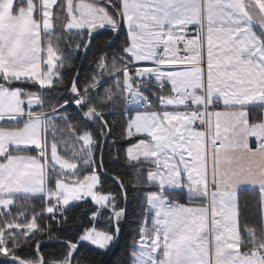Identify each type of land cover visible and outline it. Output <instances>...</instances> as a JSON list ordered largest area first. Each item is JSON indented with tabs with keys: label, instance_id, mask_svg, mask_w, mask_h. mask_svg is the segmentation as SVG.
<instances>
[{
	"label": "snow or ice",
	"instance_id": "obj_1",
	"mask_svg": "<svg viewBox=\"0 0 264 264\" xmlns=\"http://www.w3.org/2000/svg\"><path fill=\"white\" fill-rule=\"evenodd\" d=\"M76 2L81 5L75 15L76 22L65 29L66 32L81 34L83 43L75 45V50L83 48L87 52L97 41L102 42V47L95 62L97 71L83 87L78 79H74L69 89L73 99L63 101L61 107L66 108L74 103L81 110V117L86 123L97 118L101 121L98 138L90 127H84L77 133L78 137L86 134L85 139L80 140L83 145L80 155L84 171L88 173L84 177L95 181L92 189L98 195H84L81 192L79 196L58 205V208L38 210L32 216L34 224L28 237L11 252L6 251L4 256H0V264H91L81 251L85 243L100 254L109 256L119 239L120 222L127 215L130 187L140 190L136 193L144 202L145 217H142L144 226L140 229L139 239L130 246L129 264H244L243 257L249 252L245 236L264 235V135H256V146L253 148L247 136L241 141L239 136L217 132L211 140L214 149L210 153L211 171L207 158L203 161L201 171L199 160L193 157L187 143H184L186 134L191 136L194 132H202L204 121L201 113L173 115L168 127L161 123L157 114H145L141 122L148 131L129 134L130 129L137 127L135 114L129 110L141 105L145 99L142 87L144 81L149 78L161 81V72H172L176 75L167 79V85L174 95L189 93L193 88L203 90L206 81L210 97L219 100L220 107L215 109L217 113L228 112L230 117L239 116L248 125L255 123L264 128V0H205L206 24L199 15V0H155V4L149 5L153 8L150 15L141 11L149 6L141 4L140 0H119V7L112 0ZM26 3L27 0H16L20 7ZM194 4L196 7H193ZM147 20H151V23H147ZM121 33L125 34V38L117 44ZM201 33H204L202 55L188 46L190 41L199 43ZM98 37L101 39L98 40ZM114 46L116 50L111 51ZM52 47L59 57V63L53 70L55 75L46 77L52 81L50 85L42 79L38 83L27 74L9 79L0 73V93L15 89L23 98L34 91L20 86L21 82L39 85L43 89L53 86L54 77L62 79L61 69L70 68L71 63L65 59L58 43ZM28 58L30 52L26 49L16 57V62ZM197 69L199 82L194 84L192 82L197 79ZM104 75H111L117 84L121 77H127L126 90L122 96H111V99L108 96H96L93 99L98 81ZM163 86L160 84V87ZM117 99L123 101L122 111L127 117L120 139L112 135V126L105 118L110 110L106 105L114 104ZM0 102H3L2 99ZM97 104L102 107L97 109ZM39 106H43L42 97ZM148 106H151L150 103ZM167 106L163 102L160 104L161 108ZM250 106L258 107L259 112H252ZM212 107L209 103L210 111ZM89 109L95 111L90 113ZM25 112L28 115L22 114L21 118L27 120L31 114L27 109ZM62 118L69 127H75V123H78L71 121L66 113H62ZM25 130L44 132L45 135L28 144L9 145L8 152L0 153V180L4 179L6 173L10 176L11 170L20 168L24 162L23 157L9 160L12 148L27 149L33 160L39 157L43 162L47 158L49 146L46 133L55 132V123L49 124L47 119L35 117ZM153 132L158 135L154 136ZM110 137L113 147L122 139L130 142L124 149L126 167L141 163L139 158L131 160L128 150L134 144L147 140L148 150L153 154H164L165 161H170V154L179 156L183 171L172 167L170 163L162 168L160 162L153 165L152 161L145 160L143 163L147 167L143 170V182L140 181L138 169H134L133 182L127 185L123 177L111 174L121 191L118 194L111 190L105 191L102 176L109 174L104 165L103 153ZM249 151L259 153L261 161L254 164L246 159ZM114 158L119 159V149ZM77 167L80 165L77 164ZM161 171L165 176H160ZM25 195L31 199L40 194ZM86 198H90L95 205L86 210L91 219L103 216L109 227L104 230H98L95 226L86 228L75 239L61 236L58 229L63 230L69 222L66 216L68 206ZM2 210L3 206L0 205ZM249 212L253 213L252 223L255 224L251 232L249 226L241 224ZM233 216L243 241L235 245V252L226 250L234 246L227 242L224 235ZM42 217H46L43 225L39 222ZM53 221L56 222L55 227ZM36 236L41 239H35ZM210 239L214 241V256L208 255ZM57 244L59 250L44 251L48 247L55 249ZM26 247L32 249L30 257L20 254ZM260 252V264H264V247H261ZM101 264L108 262L103 261Z\"/></svg>",
	"mask_w": 264,
	"mask_h": 264
},
{
	"label": "trees",
	"instance_id": "obj_2",
	"mask_svg": "<svg viewBox=\"0 0 264 264\" xmlns=\"http://www.w3.org/2000/svg\"><path fill=\"white\" fill-rule=\"evenodd\" d=\"M28 2H31L35 5V7H38L39 0H27L26 5L23 7L18 6L15 0L12 13L14 15L18 14L21 9L27 7ZM112 2L115 3L117 7H119V0H112ZM109 11H111V9H109ZM33 16L36 20L38 19L37 12H34ZM51 21L52 31L46 36L42 35V47L44 48L47 45L52 47L53 44L58 43L61 51L64 53L65 59L71 63V67H65L61 69L62 79L57 77V79L54 80L53 86L51 87L41 89L39 85H32L31 83L24 84L23 82H21L20 85L34 91L33 94L26 95L23 98L36 95L40 98V104L41 97L43 98V106H39L38 108L34 109L33 112L36 114H47L45 117L47 122L49 124L54 122L56 125V130L54 133L52 131L46 133L49 146L46 158V166L48 171V190L54 188L55 181L57 179H65L69 181L81 180L84 178L85 174H88L86 171H84L85 166L80 155L81 149L83 148L80 140L85 139L86 134L85 136L78 137L77 133L80 132L84 127H90L92 132L97 134L98 138V130L102 128L101 121L98 118L91 123H86L81 117V110L78 109L74 103L70 104L66 108L61 107L63 101H71L73 99V96L69 91L71 82L74 79H78L80 86L83 87L85 86V82L88 81L93 75L94 71H97L95 68V62L99 57L102 42L97 41L93 43L92 47L88 50L84 61L80 65L84 50L81 48L79 51H76L74 46L77 44H82L83 40L81 39V34L79 32L71 33L65 31V25L67 22L65 0H59V4H57L56 1V4L51 10ZM124 38L125 34L121 33L117 44L122 42ZM97 39L99 40L101 38L98 37ZM115 50L116 47L114 46L111 51ZM58 63L59 57L57 56V64ZM125 90L123 77L119 79V84H117L114 82L111 75H104L98 81L97 91L93 93V99H95L96 96H108L109 99H111V96H122ZM145 95H147L151 100V106L148 110H159V101L168 95V87L165 86L163 90L152 89L146 91ZM122 105L123 101L119 99H117L114 104L106 105V107L110 110L106 113L105 118L112 126V135L116 136L117 139H120V134L124 131L123 126L127 118L122 111ZM101 107L102 106L100 104L96 105L97 109H100ZM56 108L59 110L56 111ZM251 109L250 110L254 113L259 112L258 107H253ZM93 111L95 110L89 109L90 113ZM132 111V109L129 110L130 113H132ZM62 113H66L69 116V119L74 123L78 122L75 123V127L68 126V122L62 118ZM19 125L20 124L17 123L15 124V126ZM129 143V141L122 139L120 140L119 144L116 145V147H113L111 146L110 137L108 144L104 145V165L109 174L107 176H102L103 188L105 191L111 190L114 194H118L121 191L117 182L113 179V175L111 174H116L120 177H123L125 184L127 185L133 182L134 169H138L140 181H144L145 173L143 170L147 167V165L143 163L145 159H140L141 163L138 166L134 164L132 167H126L125 165L124 149L129 145ZM52 148H55L56 153L60 158L74 163L76 167L77 164L80 165V167L76 168V171L73 173V175L65 174L49 166L48 157ZM117 149H119V159L114 158L117 155ZM10 154L29 155L27 149L11 150ZM85 155H87V151H85ZM153 165L155 164L153 163ZM101 172H103V170H101ZM136 191L140 190H135L131 187L129 188L127 195V215L120 222L119 239L111 254L108 257L104 256L88 244H85L81 249V251L84 252L87 260L91 261V264H101L103 261H107L108 264H129L130 246L133 244V241H137L139 239V232L143 225L142 217H145L144 202L142 198L136 193ZM33 203L35 206H33ZM121 203L123 204L124 202L121 201ZM94 207L95 206L90 199H84L68 206L66 216L68 217L69 222L64 226L63 230L58 229L59 234L63 237H67L68 239H75L76 236L78 234H82L83 230L86 228L95 226L98 230L107 229L109 224L105 217L102 216L92 220L90 213L86 211ZM40 209L45 210L44 198L42 195L33 196L31 199L28 197H13L11 198L9 205L3 207V210L0 211V242L1 249L3 250H0V256H4L6 251L11 252L18 246L19 243H22L25 238L28 237V227L31 223L34 224L32 216ZM45 219L46 217L40 218L39 222L41 225H43ZM252 219L253 213L249 212L241 220L242 226H249V232L252 230L251 227H255V224L252 223ZM55 225L56 222L53 221V226L55 227ZM262 238L263 235L245 236L244 239L247 241L248 246L252 247L260 245ZM35 239H41V237L36 236ZM59 248L60 246L57 244L55 249L48 247L44 249V251H57ZM31 253L32 249L26 247L20 254L22 256L30 257ZM22 263L25 264V262H20V264Z\"/></svg>",
	"mask_w": 264,
	"mask_h": 264
},
{
	"label": "crops",
	"instance_id": "obj_3",
	"mask_svg": "<svg viewBox=\"0 0 264 264\" xmlns=\"http://www.w3.org/2000/svg\"><path fill=\"white\" fill-rule=\"evenodd\" d=\"M202 1H203V15L201 17V20H203L204 23L206 24L207 23V19H206L207 12L205 11L206 4H205V0ZM14 16L15 15L9 17L7 16L5 18L4 17L0 18V36L9 37L10 34L13 35L17 34L16 28H13V26L7 27L5 25L6 22L8 24H13L11 21L5 19H13ZM4 20L6 22H4ZM29 29H34V26L32 24H29L28 30ZM40 31L38 32L39 37L41 35ZM23 33H27V32L25 31ZM30 33L31 32L29 30L27 34L30 35ZM1 50L2 49L0 48V72L4 73L6 78L9 79L16 78V76L19 74H24L21 73L20 70V68L23 67L21 66L20 63L16 62V56L9 53L8 51L4 52L3 54ZM141 71H145V70L142 69ZM160 75L161 77H163L162 81L164 82L165 86L169 88L170 86L167 85V79L169 77H175L176 74L172 72H168V73L161 72ZM197 76H198V69H197ZM30 77L32 79H36L35 76H30ZM205 95L208 103L217 101L219 104L218 98H211L210 95H208L207 89ZM0 99H2L3 101L0 102V153L8 152L9 145L28 144L31 143L33 140H36L37 138H42L44 136V132L36 133L32 131H26L25 129H27L28 124L33 118L40 117L46 119L45 115L37 113V115L31 116L27 120L21 118L22 114H25V109H27L28 112L30 113H34L33 110L39 107L40 98L38 96L31 95L26 98H21L20 92L14 89L12 90V92H8L7 90H5L3 93H0ZM181 99H183V104H181ZM161 102H163L165 105L168 106L166 108H161L160 107ZM34 103L36 106L35 108L31 107V105H34ZM187 103L188 100L184 96L179 98L166 96L160 99L159 110L150 111L148 113H150L149 115L157 114L161 123H163L165 127H168V124H166V120H169L171 116L173 115L183 116L185 112L191 114L190 109L187 108L186 106ZM200 105L201 103L195 104L196 107H199ZM250 108H253V106H251ZM16 123L20 125L15 126ZM233 125L235 127H233ZM202 129H203L202 132L199 131L194 132L192 133L191 136H188L186 134L187 138L185 140L187 141V145L190 150H193L194 143H197L199 148L202 151H205L209 158L211 157L210 153L214 150L211 144V140L216 136L217 132L221 134L227 133L230 136H239L241 141H243V138L247 136L249 138V143L251 142L256 143V135H264V128H262L260 125H257L255 123L248 125L246 121L240 119L239 116L230 117L228 112L222 111L220 113H217L215 109H211V111L209 110L207 114L206 128L202 127ZM153 135L154 136L158 135V133L153 132ZM20 149H25V148L15 147L12 148L11 150H20ZM42 151H44V149H42ZM20 157L24 158V162L22 163L21 167L18 169L11 170L10 176L6 173L4 179L0 180V193H2V195H0V205L2 206L3 205L5 207L8 206L11 198L13 197H27L25 195L26 193H39L42 196L49 195L50 190L47 189L48 171L46 166V159H44L43 162H41L39 157L33 160L29 155L10 154L9 160L11 161ZM246 159L253 161L255 164L261 161V155L259 153H253L249 151L246 153ZM209 168H211V163L209 164ZM179 171H183V170L179 169ZM149 226H151L150 223ZM224 235L225 238L227 239V242L234 246L232 249H226V250L235 252V245L242 243L243 241H241L240 234L237 232L234 216L227 230L225 231ZM257 246L264 247V235L260 245ZM208 255L209 256L215 255L214 241H212L211 239L208 245ZM243 260H244V264H260L258 260H250L246 257V255L243 257Z\"/></svg>",
	"mask_w": 264,
	"mask_h": 264
},
{
	"label": "rangeland",
	"instance_id": "obj_4",
	"mask_svg": "<svg viewBox=\"0 0 264 264\" xmlns=\"http://www.w3.org/2000/svg\"><path fill=\"white\" fill-rule=\"evenodd\" d=\"M57 0H39L38 7H35L34 4L31 2H28L27 7L21 9L18 14H16L13 19H5L8 21H11L13 24H8L5 20L4 22L7 27H12L17 29V34L13 35L10 34V36H0V48L2 49L1 52L4 54V52H9L16 57L26 49L30 52V58L26 59L23 62H20L21 66L23 68H20L21 73L27 74L28 76H35L37 82L39 83L42 79L45 84H51L52 81L50 79H47L46 77L55 75L54 69H56L57 66V56L55 54L54 49L47 45L44 48L42 47V35L46 36L48 33L52 31V21H51V10L56 4ZM141 4L145 6L153 5L155 4V0H140ZM15 0H0V18L1 17H9L13 16L12 9L14 6ZM81 5L76 2V0H65V9H66V15H67V22L65 25V28H68L70 24H74L76 22L75 15L78 14V11L80 9ZM193 7H196L194 4ZM199 15L200 18L203 15V1L199 0ZM141 11L145 13V15H150L153 11L152 7H145L142 8ZM34 12L38 13V19L36 20L34 18ZM147 23H151V20H147ZM29 24H32L34 26V29L30 30V35H28V27ZM9 25V26H8ZM41 29V31H40ZM27 33H23V32ZM35 31V34H34ZM40 31L41 35L39 37L38 32ZM40 40V41H39ZM39 41V43H38ZM192 42V41H190ZM189 42V43H190ZM41 43V44H40ZM195 42H192V44ZM11 49V50H10ZM84 52V51H83ZM34 63V64H33ZM47 66L46 68L44 66ZM57 77H54V80H56ZM199 79L197 76V79L193 82L198 83ZM207 88V82L205 81V85L203 87V90L193 88L190 90L192 93L190 100L199 101L202 103V95L201 93H206ZM209 95V92H208ZM143 96L146 98L145 94L143 93ZM183 97V93L178 96ZM35 98V97H33ZM28 103V102H27ZM199 103V104H200ZM143 104V102H142ZM141 104V105H142ZM197 104V103H195ZM193 103V105H195ZM141 105L136 106L132 108V113L135 114V122L137 124V127L134 130H129V134H134L135 132L139 131H147L142 125L141 117H143L145 114H150V110L143 111L141 110ZM31 107H36L35 103L34 105H31ZM234 109L236 108L235 105L232 106ZM251 107V106H250ZM254 107V106H253ZM255 108H257L255 106ZM251 109V108H250ZM254 110V109H251ZM168 119V118H166ZM166 124H170V119L166 120ZM198 136V135H197ZM187 138V137H186ZM148 141L142 140L138 144H134L131 148L128 150V156L131 160L136 159L137 157L140 159L150 160L155 162H160L161 167L165 168L171 164L172 167L176 168L177 170L182 169L183 170V162L179 156L170 154L171 159L170 161H165L164 154H153V152H150L148 150ZM184 143H187L185 140ZM190 150V149H189ZM193 153V157L199 160V163L201 165V171L203 161L205 158L208 159V163H212V158L206 157V152L202 151L197 143H194V148L191 150ZM185 159L187 158V153L184 154ZM48 163L49 166L53 169H57L65 174L73 175V173L76 171V165L74 163H71L69 161H66L62 158H60L55 148L51 149L50 155L48 157ZM154 163V164H155ZM209 171H211V168H209ZM149 177H151V171L149 172ZM160 176H165V173L161 171ZM94 180L91 178H83L81 180H65V179H57L55 181V185L53 189H50L49 192V198H59L62 205L67 199L74 198L76 196H79L81 192L84 193V195H98L93 192L92 185L94 184ZM90 199V198H86ZM91 200V199H90ZM45 203V200H44ZM77 203V202H73ZM71 203L70 205H72ZM95 206V205H94ZM3 207H5L3 205ZM47 207H55L54 205H49ZM144 224L142 225V227ZM149 226V225H148ZM33 223H31L28 227V231L30 232L32 230ZM150 227V226H149ZM88 244V243H85ZM89 245V244H88ZM92 247V246H91ZM0 250L1 247H0ZM3 251V250H2Z\"/></svg>",
	"mask_w": 264,
	"mask_h": 264
},
{
	"label": "built area",
	"instance_id": "obj_5",
	"mask_svg": "<svg viewBox=\"0 0 264 264\" xmlns=\"http://www.w3.org/2000/svg\"><path fill=\"white\" fill-rule=\"evenodd\" d=\"M203 45H204V33H201L199 43H196V42L193 43V44H190L189 43L188 46H189V49L190 50H195V52L200 53L202 55L201 48H202ZM196 58H198V57H194V59H196ZM126 84H127V80L124 79V86ZM160 84H163V82L162 81H156V80H153V79L149 78V79H147L146 81H144L142 83L143 92L149 91L151 89L163 90L164 89V86L162 88V87H160ZM168 95L171 96V97H177V96H179V95H174L170 91H169V94ZM191 95H192L191 92H189V93H183V96H185V97H187L189 99H190ZM149 103L151 105V100H150L149 97H147L146 100L144 101V103L140 107L141 110H147L149 108V106H148ZM211 104L213 106L212 109H215V108L218 107V103L216 101H213ZM187 105H188V107H190L192 109V112H196V113H201L202 114L203 121H204L202 127H206L207 113L209 111V108H208L209 103L207 102V99H206L205 94L202 96V105L200 107H193V106H191L192 105L191 102L190 103H187ZM25 115H28V114H25ZM28 117H30V115ZM250 146L253 147V148H255L256 143H250ZM51 203L54 206H58L60 204V201H59L58 198H54V199H52ZM0 247H1V244H0ZM260 249H261L260 246L250 247L249 248V252L246 254V257L248 259H250V260H258L260 262V257H261Z\"/></svg>",
	"mask_w": 264,
	"mask_h": 264
},
{
	"label": "water",
	"instance_id": "obj_6",
	"mask_svg": "<svg viewBox=\"0 0 264 264\" xmlns=\"http://www.w3.org/2000/svg\"><path fill=\"white\" fill-rule=\"evenodd\" d=\"M88 52V51H87ZM87 52H83V56H82V60H81V62H80V65L82 64V62L84 61V59H85V57H86V55H87ZM79 71V70H78ZM77 74H78V72H77ZM76 74V75H77ZM117 243V242H116ZM116 245V244H115ZM115 247V246H114ZM114 247H112V249H111V252H112V250L114 249ZM111 254V253H110ZM108 257V256H107ZM22 264H24V263H22Z\"/></svg>",
	"mask_w": 264,
	"mask_h": 264
}]
</instances>
